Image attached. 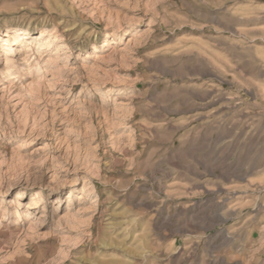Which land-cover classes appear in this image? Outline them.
Returning a JSON list of instances; mask_svg holds the SVG:
<instances>
[{
    "label": "rangeland",
    "instance_id": "obj_1",
    "mask_svg": "<svg viewBox=\"0 0 264 264\" xmlns=\"http://www.w3.org/2000/svg\"><path fill=\"white\" fill-rule=\"evenodd\" d=\"M11 29L0 264H264V0H0Z\"/></svg>",
    "mask_w": 264,
    "mask_h": 264
},
{
    "label": "bare ground",
    "instance_id": "obj_2",
    "mask_svg": "<svg viewBox=\"0 0 264 264\" xmlns=\"http://www.w3.org/2000/svg\"><path fill=\"white\" fill-rule=\"evenodd\" d=\"M27 30L28 29H11V30H9L6 37H9L12 39V43L10 45L1 43V42H3V40L0 37V49H1L0 50V57H1V52H4L3 50H5V51L13 50L15 52V51L19 50V47L23 46V43L30 42L31 39L26 37ZM4 42H5V40H4ZM5 47H7V48L5 49ZM11 47H13V48L11 49ZM97 52L101 53L102 51H97ZM94 57H99V56L97 54H95ZM0 61H3V59H0ZM7 66L8 67L5 69H8V71H12L11 68H9V66L11 67L10 62L7 63ZM5 69L0 70V72L4 73ZM14 75H16V73ZM108 94H110L109 91H108ZM22 194L23 193L21 192L19 195L20 198H21ZM36 198H38V195L35 196V199Z\"/></svg>",
    "mask_w": 264,
    "mask_h": 264
}]
</instances>
